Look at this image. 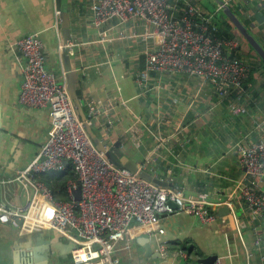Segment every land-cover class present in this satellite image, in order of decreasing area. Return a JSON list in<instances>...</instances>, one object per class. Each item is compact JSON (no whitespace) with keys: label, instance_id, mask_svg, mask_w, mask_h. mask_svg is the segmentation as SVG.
<instances>
[{"label":"crops","instance_id":"crops-1","mask_svg":"<svg viewBox=\"0 0 264 264\" xmlns=\"http://www.w3.org/2000/svg\"><path fill=\"white\" fill-rule=\"evenodd\" d=\"M91 1L0 0V178H10L24 168L51 131L47 108L19 101L24 58L10 43L36 33L43 42L46 67L65 80L59 56L63 44L60 14L68 11V60L71 65L76 62L80 76L76 88L82 91L86 117L89 102L102 110L87 119L105 145L112 148L120 141L130 159L174 185L167 186L183 188L187 196L205 193L215 203L228 197L243 175L236 142L242 134L256 140L264 129V67L256 63L255 52L237 32L240 54L249 57L254 69L234 112L228 106L230 100H220L196 75L151 72L148 80L139 82L143 44L129 38L102 44L91 23ZM232 9L264 48V0H239ZM106 28L115 32L123 26L113 21ZM156 134L166 140L157 142ZM152 150L151 161L146 163ZM61 172L53 171L56 176ZM74 178L75 173L65 181L67 193ZM0 190L5 202L28 206L33 217L49 209L43 198L18 182L2 183ZM233 195L240 202V208H230L239 211L235 226L218 214L215 205L212 208L219 217L210 223H201L187 212L160 213L155 223L133 228L119 241L115 255L120 264H192L210 254L221 256L222 264H256L257 255L248 258L247 253L252 251L257 221L245 218L246 204L238 192ZM141 231H148L154 252L160 251L161 244L167 245L162 257L148 256L136 244ZM71 249V241L50 226L0 222V264H70Z\"/></svg>","mask_w":264,"mask_h":264},{"label":"built area","instance_id":"built-area-1","mask_svg":"<svg viewBox=\"0 0 264 264\" xmlns=\"http://www.w3.org/2000/svg\"><path fill=\"white\" fill-rule=\"evenodd\" d=\"M222 2L230 8L239 4V0ZM90 9L91 23L102 44L126 38L143 44L144 67L138 73L139 82L148 80L151 72L169 70L196 75L201 83L211 86L220 100H230V110L238 111L250 66L241 58L237 36L217 39L206 32L211 23V29L217 28L215 9L207 10L194 0H92ZM198 19L201 21L196 22ZM113 21L123 28L115 32L106 28ZM10 46L24 58L19 101L47 108L51 131L34 158L14 176L0 178V184L18 182L33 195L44 196L50 204L39 217H33L28 206L5 202L0 190V222L15 226L33 223L56 229L74 243L70 264H120L115 253L120 248L119 241L131 229L155 223L160 213L180 211L194 215L201 223L216 221L219 215L212 207L227 204L231 208L230 198L238 192L249 210L245 218L257 221L248 258L256 254V264H264V129L256 140L242 134L236 142L243 175L228 197L215 203L205 193L187 196L181 187L162 186L115 165L94 146L75 111L66 81L59 80L55 71L46 67L43 42L36 33L17 38ZM101 111L89 102L87 118ZM155 137L157 142L166 140L161 134ZM153 152L146 157V163L151 161ZM68 165L75 178L68 183L69 199L60 200L39 174L63 171ZM139 168L146 169L143 164ZM77 186L80 199L73 195ZM18 218L22 219L21 224ZM167 248L161 244L159 250L164 254ZM221 261L218 255L211 264H222Z\"/></svg>","mask_w":264,"mask_h":264},{"label":"water","instance_id":"water-1","mask_svg":"<svg viewBox=\"0 0 264 264\" xmlns=\"http://www.w3.org/2000/svg\"><path fill=\"white\" fill-rule=\"evenodd\" d=\"M218 6H221L223 13L227 16L228 20L233 25L234 29L238 32V34L247 42V44L253 49L256 55L263 61L264 63V48L260 44V42L254 37L252 32L247 28V26L241 21V19L236 15V13L230 8L229 5L224 4L222 0H214ZM61 22V33H62V41L63 44L70 39V22H69V14L68 11H62L60 14ZM59 56L62 60L64 71H65V80L67 85L68 93L73 101L75 106V111L80 117L81 121L83 122V127L87 134L89 135L91 141L93 142L94 146L99 150L102 151L105 156L115 165L119 167H124L131 172H135L138 176L144 177L148 180H151L159 185H172L164 181L163 179L159 178L158 176L154 175L150 171L146 169H140L139 165L134 162L132 159L128 157L127 154L124 153L123 149L120 147V141H115L112 148H109L105 145V142L100 138V135L94 132L92 125L90 124L89 120L86 117V113L84 111V107L81 102L82 98V91L79 88H76V85L80 82L79 72L76 67V62L73 60V64L69 63L71 56L67 52V48L62 47ZM69 59V60H68ZM68 63V64H67ZM67 64V65H66ZM65 163H68V159L63 160ZM73 195L75 199H80V187L77 186L73 190ZM44 201L50 204L47 199L42 196ZM230 202L232 207L235 209L240 208V202L236 200L235 197L230 198ZM169 203L176 207V204L172 201ZM216 211L220 216H225L232 224L235 226V216L239 215V211L232 212L230 206L227 204H218L216 206ZM18 223H22V219L18 218ZM136 244L144 247L145 254L151 257H162V253L160 251L154 252L153 251V244L151 242V238L149 237L148 231H141L135 237ZM72 247L74 243L71 241ZM165 254V253H164ZM216 254H210L204 257H200L196 259V263L192 264H211L214 259L216 258ZM71 263V261H70Z\"/></svg>","mask_w":264,"mask_h":264},{"label":"trees","instance_id":"trees-1","mask_svg":"<svg viewBox=\"0 0 264 264\" xmlns=\"http://www.w3.org/2000/svg\"><path fill=\"white\" fill-rule=\"evenodd\" d=\"M194 2L203 4V2H201V0H194ZM218 7L219 6L217 5V7L215 8V13H214V20L216 22L217 28L215 30L211 29L212 25H213V23H211L209 25V27L207 28L206 32L210 33L213 38H217V39H224V38L228 39V38L236 37L237 31L234 29L233 25L228 20L227 16L223 13L221 6L219 8ZM200 21H201L200 19L196 20V22H200ZM239 49L241 50V48H239ZM249 50L253 51V49L250 46H249ZM251 56H253V55H251ZM253 57L258 60V61L256 60V63H258L259 65L264 67V63L258 57V55L253 56ZM241 58L246 59V61L248 62L249 66H250L249 67V74L245 78L244 83H243L244 91H245V81L249 78L251 71L254 68L252 67L251 60H249V57H247V55H244L242 53ZM69 166L70 165H68V167L65 170H63L61 172V174H59L58 176H56L57 173H53V171H51L50 172L51 174L49 175V177H45V179H42L47 185H50V187L52 188L53 196L56 197L57 199H60V200H68L69 199L67 190L65 188V183H66L65 181L69 177H74L73 168L69 167ZM42 174H46V173H42ZM42 174H40V175H42Z\"/></svg>","mask_w":264,"mask_h":264},{"label":"rangeland","instance_id":"rangeland-1","mask_svg":"<svg viewBox=\"0 0 264 264\" xmlns=\"http://www.w3.org/2000/svg\"><path fill=\"white\" fill-rule=\"evenodd\" d=\"M201 2H203V4H201L205 9L207 10H214L217 7V3L214 0H201Z\"/></svg>","mask_w":264,"mask_h":264}]
</instances>
